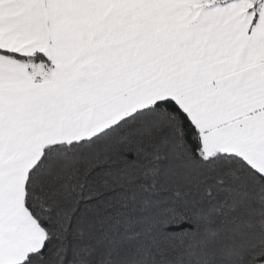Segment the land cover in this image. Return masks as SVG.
Masks as SVG:
<instances>
[{
  "label": "snow or ice",
  "instance_id": "6c2138e0",
  "mask_svg": "<svg viewBox=\"0 0 264 264\" xmlns=\"http://www.w3.org/2000/svg\"><path fill=\"white\" fill-rule=\"evenodd\" d=\"M0 264H264V0H0Z\"/></svg>",
  "mask_w": 264,
  "mask_h": 264
}]
</instances>
